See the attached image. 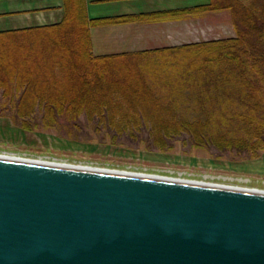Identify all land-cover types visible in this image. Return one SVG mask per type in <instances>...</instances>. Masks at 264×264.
Wrapping results in <instances>:
<instances>
[{"label":"water","instance_id":"water-1","mask_svg":"<svg viewBox=\"0 0 264 264\" xmlns=\"http://www.w3.org/2000/svg\"><path fill=\"white\" fill-rule=\"evenodd\" d=\"M0 264H264V190L0 156Z\"/></svg>","mask_w":264,"mask_h":264},{"label":"trees","instance_id":"trees-1","mask_svg":"<svg viewBox=\"0 0 264 264\" xmlns=\"http://www.w3.org/2000/svg\"><path fill=\"white\" fill-rule=\"evenodd\" d=\"M77 2L85 12L75 49L77 61H70L69 54L70 68L55 59L51 68L63 72L70 83L78 82L82 89L78 97L54 95L23 70L6 66L1 70L0 88H7L4 93L17 103L10 111H18L24 123L30 121L29 127L35 123L27 118L35 115L41 114L45 124H55L63 114L72 120L84 115L89 122L112 129V143L147 136V143L164 150L186 135L195 146L221 152L256 156L264 151V0H211L198 7L229 8L236 30L233 37L162 47L152 53L103 55L92 50L91 27L137 20L141 15L93 19L86 14L84 0ZM75 4L76 0H66V15L59 23L0 31V46L19 43L30 51L39 42L60 40L75 26L71 10L77 8ZM116 67L132 70L140 97L120 92L110 75ZM7 80L17 84L12 88ZM103 89L116 101L100 98Z\"/></svg>","mask_w":264,"mask_h":264},{"label":"rangeland","instance_id":"rangeland-1","mask_svg":"<svg viewBox=\"0 0 264 264\" xmlns=\"http://www.w3.org/2000/svg\"><path fill=\"white\" fill-rule=\"evenodd\" d=\"M71 1V0H70ZM211 0L208 2L210 3ZM207 3V4H208ZM200 5L170 10L154 15L142 14L137 20L149 22L159 16L169 17L171 24L129 25L131 21H118L94 25L96 29L97 55L141 52L152 53V50L168 46H181L204 40H216L236 35L232 13L229 8L217 10H200ZM72 12L75 26L65 32L60 40H45L36 44L28 51L22 45L3 44L0 46V80L1 70H23L26 76H31L34 83L41 84L44 89L54 91L55 94L82 93L78 82H69L63 72L51 68L52 59L65 63L70 68V61H77L75 49L81 39V20L85 12H81L76 4ZM84 11V10H83ZM172 11V12H171ZM124 17V16H123ZM107 28L109 25H121ZM108 33L105 34V31ZM91 38H92V31ZM70 42H73L72 45ZM115 51V52H112ZM72 55L70 61L66 56ZM41 60V61H39ZM66 68V69H68ZM112 80L119 84L120 92L130 91L134 98L141 96L140 88L130 68H117L111 72ZM12 88L17 81L7 80ZM70 83V84H69ZM74 86V90L69 87ZM0 125L1 121L8 120L15 130L3 131L0 129V152L17 153L31 158H50L72 163H87L100 167L126 169L152 173L153 175L181 177L188 180H206L213 183L242 186L245 188L264 189V151L256 156L248 154L238 155L237 151L221 152L214 148L199 147L192 144L188 136L174 139L168 149H159L147 143V136L140 141L124 139V143H112L110 136L112 129L89 122L86 116L77 120L67 118L64 114L55 124H45L41 114L27 118L35 123L32 127L24 123L18 111L11 110L17 104L10 93H4L7 88H0ZM100 98H111L110 91L103 89ZM126 109L125 107H123ZM17 109V108H16ZM7 112H4V111ZM17 132V133H15ZM147 134V133H146ZM214 177H204V176ZM243 179V181H239Z\"/></svg>","mask_w":264,"mask_h":264},{"label":"crops","instance_id":"crops-1","mask_svg":"<svg viewBox=\"0 0 264 264\" xmlns=\"http://www.w3.org/2000/svg\"><path fill=\"white\" fill-rule=\"evenodd\" d=\"M210 0H84L89 18L154 15L170 10L207 4ZM66 15V0H0V31L52 25L63 21ZM132 25L164 26L170 18L159 16L149 22L131 21ZM127 26L109 25L107 28ZM106 30V29H104ZM109 30V29H108ZM105 31V34L108 33ZM93 48L97 49L96 29H92ZM115 52V51H112Z\"/></svg>","mask_w":264,"mask_h":264},{"label":"bare ground","instance_id":"bare-ground-1","mask_svg":"<svg viewBox=\"0 0 264 264\" xmlns=\"http://www.w3.org/2000/svg\"><path fill=\"white\" fill-rule=\"evenodd\" d=\"M4 115V114H2ZM3 122L2 125H0V129L3 130V131H11V130H15V129H12L13 128V125L11 122H9L8 120H5V121H1ZM17 133V132H15ZM0 156H3V157H8V158H21V159H26V160H31V161H36V162H53V163H57L59 165H72V166H79V167H86V168H97V169H109V170H118V171H124V172H129V173H139V174H152V173H146V172H142V171H134V170H126V169H117V168H109V167H100V166H95V165H92V164H87V163H72V162H68V161H62V160H57V159H50V158H31V157H28V156H22V155H19L17 153H13V152H9V153H1L0 152ZM165 176H168V175H165ZM171 177V176H169ZM173 177V176H172ZM205 178L206 177H214V176H204ZM177 178H181V177H177ZM185 179V178H183ZM207 180V179H206ZM206 180H201V182H205V183H213V182H209V181H206ZM198 181V180H197ZM239 181H243V179H239ZM233 186V185H232ZM242 187V186H240ZM257 189H260V188H257ZM261 190H264V189H261Z\"/></svg>","mask_w":264,"mask_h":264}]
</instances>
